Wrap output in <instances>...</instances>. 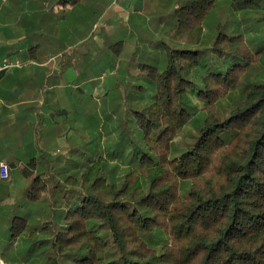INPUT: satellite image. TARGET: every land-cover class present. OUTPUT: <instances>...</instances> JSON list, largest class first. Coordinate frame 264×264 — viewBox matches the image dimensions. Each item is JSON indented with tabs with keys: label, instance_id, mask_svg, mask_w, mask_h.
Instances as JSON below:
<instances>
[{
	"label": "trees",
	"instance_id": "obj_1",
	"mask_svg": "<svg viewBox=\"0 0 264 264\" xmlns=\"http://www.w3.org/2000/svg\"><path fill=\"white\" fill-rule=\"evenodd\" d=\"M217 2L173 0L108 147L73 171L26 163L2 264H264V0H226L248 26L205 34Z\"/></svg>",
	"mask_w": 264,
	"mask_h": 264
},
{
	"label": "rangeland",
	"instance_id": "obj_2",
	"mask_svg": "<svg viewBox=\"0 0 264 264\" xmlns=\"http://www.w3.org/2000/svg\"><path fill=\"white\" fill-rule=\"evenodd\" d=\"M136 1L0 0V55L4 52L17 54L22 46L25 49L34 46L41 62L49 63L51 57L57 62L74 61L66 66L70 69H64L63 88L72 96L63 99L65 111L61 116L64 127L71 125L74 130L69 137L75 139V133L78 137L85 133L89 141L85 144L79 141L70 152V160L66 163L71 165L72 171L94 157L97 141L108 147L112 140L108 132L111 133L115 124L124 122L126 114L132 116L136 106L129 98V87L133 82L142 85L143 79L131 74L124 80L127 74L123 73L124 69H134L145 62L148 52L152 57L150 63L155 62L159 67L163 62L155 40L174 24L173 0H140L138 4ZM131 9L140 11L127 22V12ZM216 24L229 25L232 30L228 31L235 34L248 26L247 20L231 14L226 0H218L205 20L204 33L211 34ZM104 83L113 85L106 97L103 96ZM92 86L93 94L86 91ZM136 96L141 97L138 93ZM111 99L112 106L104 107ZM91 102L94 107H90ZM58 148L63 147L58 145ZM62 155L61 151L59 156ZM29 184L16 171L12 181L6 184L7 192L0 194L6 193L0 202L1 239L8 237L6 229L11 208L20 210L27 206Z\"/></svg>",
	"mask_w": 264,
	"mask_h": 264
},
{
	"label": "crops",
	"instance_id": "obj_3",
	"mask_svg": "<svg viewBox=\"0 0 264 264\" xmlns=\"http://www.w3.org/2000/svg\"><path fill=\"white\" fill-rule=\"evenodd\" d=\"M139 1H136L137 4ZM138 11L140 10L131 9L127 12V22L132 20V16L138 15ZM135 22L139 23L140 20ZM33 48L34 46L25 49V46H22L17 54L4 52L0 55V62L5 59H19L23 63L21 68H14L0 75V162H5L9 169L7 184L12 181L16 171L24 177L22 168L31 159L41 161L36 167V172L46 168L55 170L59 163L62 165L70 160L69 154L79 141L82 144L89 141L85 133L80 137L75 133V139L69 137L74 130L72 131L71 125L64 127L61 116L65 111L63 99L72 96L71 92L63 88L64 69L74 61L57 62V59L51 57L49 63L41 62ZM148 53L145 54V58ZM128 57L130 56L126 57V62ZM128 68L124 69L123 73H127L123 77L124 80L131 74L136 75L135 69ZM132 85L135 83L130 84ZM104 88L106 89L103 96L106 97L113 85L104 83ZM86 91L93 94L94 87ZM112 101L108 100L104 107H111ZM89 106L87 103L86 107ZM90 107H94L93 103ZM58 145L63 148H58ZM61 151L63 155L60 157ZM65 165L70 168V164Z\"/></svg>",
	"mask_w": 264,
	"mask_h": 264
},
{
	"label": "built area",
	"instance_id": "obj_4",
	"mask_svg": "<svg viewBox=\"0 0 264 264\" xmlns=\"http://www.w3.org/2000/svg\"><path fill=\"white\" fill-rule=\"evenodd\" d=\"M23 63L19 59H5L0 62V75L11 71L14 68H21ZM9 178V169L5 162H0V179Z\"/></svg>",
	"mask_w": 264,
	"mask_h": 264
}]
</instances>
